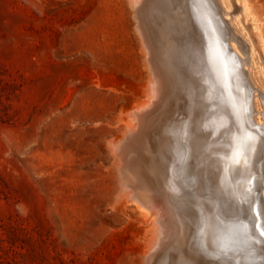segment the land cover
Wrapping results in <instances>:
<instances>
[{
	"label": "rangeland",
	"instance_id": "obj_1",
	"mask_svg": "<svg viewBox=\"0 0 264 264\" xmlns=\"http://www.w3.org/2000/svg\"><path fill=\"white\" fill-rule=\"evenodd\" d=\"M245 1L264 36V0ZM133 10L0 0V264H145L139 209L110 200L113 146L154 77ZM179 10H154L166 47Z\"/></svg>",
	"mask_w": 264,
	"mask_h": 264
},
{
	"label": "bare ground",
	"instance_id": "obj_2",
	"mask_svg": "<svg viewBox=\"0 0 264 264\" xmlns=\"http://www.w3.org/2000/svg\"><path fill=\"white\" fill-rule=\"evenodd\" d=\"M128 1L154 77L113 146L111 202L139 209L145 264H264L259 22L245 0H177L169 27L183 34L166 47L161 0ZM161 95L156 117L140 121Z\"/></svg>",
	"mask_w": 264,
	"mask_h": 264
},
{
	"label": "water",
	"instance_id": "obj_3",
	"mask_svg": "<svg viewBox=\"0 0 264 264\" xmlns=\"http://www.w3.org/2000/svg\"><path fill=\"white\" fill-rule=\"evenodd\" d=\"M161 103H162V95L160 96V98L148 110H146L145 112H142V114L140 115V121H143L144 118H147V117H153V116L156 117V115L159 112ZM252 180H253V178H251V181ZM260 201H261V204H262V200L261 199H260ZM255 226H257V223H256ZM205 261L208 264H232V261L230 259L226 263L221 262V261L219 262L217 260V258H205Z\"/></svg>",
	"mask_w": 264,
	"mask_h": 264
},
{
	"label": "snow or ice",
	"instance_id": "obj_4",
	"mask_svg": "<svg viewBox=\"0 0 264 264\" xmlns=\"http://www.w3.org/2000/svg\"><path fill=\"white\" fill-rule=\"evenodd\" d=\"M258 214H260V215H264V210H262V211L259 212ZM261 235L264 236V232H262Z\"/></svg>",
	"mask_w": 264,
	"mask_h": 264
}]
</instances>
